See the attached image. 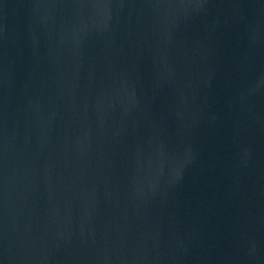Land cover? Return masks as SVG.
<instances>
[{
	"label": "water",
	"instance_id": "95a60500",
	"mask_svg": "<svg viewBox=\"0 0 264 264\" xmlns=\"http://www.w3.org/2000/svg\"><path fill=\"white\" fill-rule=\"evenodd\" d=\"M0 264H264V0H0Z\"/></svg>",
	"mask_w": 264,
	"mask_h": 264
}]
</instances>
